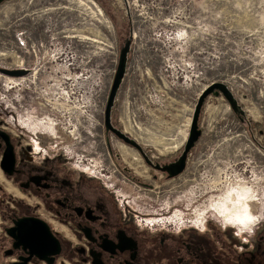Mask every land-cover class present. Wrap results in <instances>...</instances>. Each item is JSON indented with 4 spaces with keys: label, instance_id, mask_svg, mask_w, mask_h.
I'll return each instance as SVG.
<instances>
[{
    "label": "rangeland",
    "instance_id": "obj_1",
    "mask_svg": "<svg viewBox=\"0 0 264 264\" xmlns=\"http://www.w3.org/2000/svg\"><path fill=\"white\" fill-rule=\"evenodd\" d=\"M128 38L125 75L111 121L151 159L162 163L178 159L198 98L211 85L223 84L246 115L245 122H239L221 95H209L198 116L201 135L184 172L171 181L110 137L113 153L127 162L142 163L140 180L153 187L117 176L134 219L149 227L201 222V212L209 209V220L223 226L214 212L246 222L235 202L242 193L247 200L256 197V206L263 211L264 0H5L0 4V67L22 64L32 69L31 77L44 82L57 78L53 63L46 65L49 69L39 67L45 61L58 62L61 41L77 48L79 120H85L91 136L80 142L84 133L66 129L52 144L62 140L58 150L79 168L113 179L117 177L110 161L115 166L122 162L107 156L102 121L118 54ZM17 83L22 80L0 74V110L6 121L11 120L12 92L19 101L25 98L23 86ZM29 110H18L17 122L23 129H36L31 114L38 109ZM48 130L54 132L50 126ZM192 177L195 181H189Z\"/></svg>",
    "mask_w": 264,
    "mask_h": 264
},
{
    "label": "flooded vegetation",
    "instance_id": "obj_2",
    "mask_svg": "<svg viewBox=\"0 0 264 264\" xmlns=\"http://www.w3.org/2000/svg\"><path fill=\"white\" fill-rule=\"evenodd\" d=\"M77 52L75 46L61 41L58 62L45 61L39 67L53 63L57 78H45L44 82L43 78L31 77L32 69L22 64L0 67V71L23 72L22 76L9 78L22 80L17 84L23 86L25 97L19 101L18 94L12 92L8 110L11 120L6 121L0 110V183L4 182L0 184V264H264V210L256 206V197L249 200L251 222L230 221L214 212L225 222L223 226L210 221L207 213L211 211L204 209L201 222L193 219L178 225L149 227L134 219L132 209L120 194L118 177L148 188L152 185L140 180L138 169L142 163L127 162L113 153L109 138L120 140L106 132L104 117L107 156L122 162L115 166L110 161L116 179L84 171L72 157L58 150L62 140L52 144L59 138L57 133L66 129L78 135L84 133L80 142L91 136L85 120H79ZM219 95L223 97L221 92ZM237 105V111L230 110L244 123L245 112L238 102ZM23 107L31 113L33 108L38 109L31 114L36 129H23L17 122L18 110ZM38 116L43 119L37 120ZM87 116L92 121L93 115ZM110 123L124 133L112 124L111 114ZM49 126L53 133L48 132ZM196 144L186 154L184 170ZM123 145L138 155L148 169L161 173L168 181L184 172L169 178L159 169L177 159L162 163L151 159L140 145L142 151ZM22 220L24 225L20 227ZM249 227L251 232L246 230V239L245 229Z\"/></svg>",
    "mask_w": 264,
    "mask_h": 264
},
{
    "label": "water",
    "instance_id": "obj_3",
    "mask_svg": "<svg viewBox=\"0 0 264 264\" xmlns=\"http://www.w3.org/2000/svg\"><path fill=\"white\" fill-rule=\"evenodd\" d=\"M4 1L5 0H0V4ZM130 44H131V41H130V38H128L125 41L123 47L120 49L119 54H118V61H117L115 73L113 76L112 84H111V87H110V90H109V93L106 99L104 112H103L104 127H105L106 132H111L112 134H114L120 141L123 142V144L127 146H132L138 149L139 151H142L141 147L135 140L131 139L128 135H125L124 133L113 128L110 123L111 110L113 108L117 92L120 88L123 77L125 75L127 55L130 50ZM0 72L3 75L8 76V77H18V76L23 75V72L5 71V70H2ZM219 92L223 94V97L228 102L230 109H232L233 111H237V109L239 108V106L237 105V101L233 98L232 94L229 92V90L225 86L221 84H214L206 88L201 93L195 105L189 134L183 146L181 155L178 157V159L174 163L159 169L160 171L167 173V176L169 178H173L182 173L185 167L186 154L193 147L194 143L198 141L201 135V131L198 129L197 121H198V116H199L204 100L209 95L218 97ZM145 160L147 161V159ZM22 223H24V220L20 221V224H19L20 227H23L24 224ZM39 258H43V257L39 256Z\"/></svg>",
    "mask_w": 264,
    "mask_h": 264
},
{
    "label": "bare ground",
    "instance_id": "obj_4",
    "mask_svg": "<svg viewBox=\"0 0 264 264\" xmlns=\"http://www.w3.org/2000/svg\"><path fill=\"white\" fill-rule=\"evenodd\" d=\"M10 79V78H9ZM242 182V181H241ZM253 182V181H252ZM245 184V183H244ZM239 185V184H238ZM242 186V185H241ZM238 188V187H237ZM244 188V187H243ZM242 190V189H241ZM240 192V190H239ZM231 194V193H230ZM255 194V193H254ZM226 197V196H225ZM247 197H245V195L242 193L241 195H239L238 199H235L236 204L238 205V213L246 218V216L248 217L249 213H248V208L250 206L249 200L246 199ZM223 200V198H222ZM233 198L231 199V202H233ZM228 203V201H227ZM234 203V202H233ZM232 204V203H231ZM233 205V204H232ZM231 209V208H230ZM253 216V215H252ZM251 217V216H250ZM253 219V218H252ZM250 225V224H249Z\"/></svg>",
    "mask_w": 264,
    "mask_h": 264
},
{
    "label": "snow or ice",
    "instance_id": "obj_5",
    "mask_svg": "<svg viewBox=\"0 0 264 264\" xmlns=\"http://www.w3.org/2000/svg\"><path fill=\"white\" fill-rule=\"evenodd\" d=\"M246 219H248L249 222H251V218L246 216ZM241 223H243V221H240Z\"/></svg>",
    "mask_w": 264,
    "mask_h": 264
},
{
    "label": "clouds",
    "instance_id": "obj_6",
    "mask_svg": "<svg viewBox=\"0 0 264 264\" xmlns=\"http://www.w3.org/2000/svg\"><path fill=\"white\" fill-rule=\"evenodd\" d=\"M247 230L249 231V233L251 232V229H250V227H249V228H247Z\"/></svg>",
    "mask_w": 264,
    "mask_h": 264
}]
</instances>
